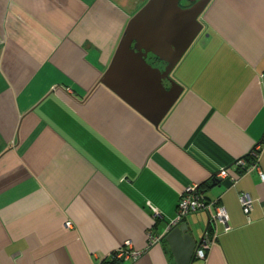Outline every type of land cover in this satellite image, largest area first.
<instances>
[{"label": "crops", "instance_id": "crops-1", "mask_svg": "<svg viewBox=\"0 0 264 264\" xmlns=\"http://www.w3.org/2000/svg\"><path fill=\"white\" fill-rule=\"evenodd\" d=\"M149 0H0V264H176L163 237L186 187L223 206L206 260L264 264V0H212L178 68L184 88L159 129L100 80ZM253 200L250 220L239 197ZM209 213L189 216L200 243ZM67 222L72 227H67Z\"/></svg>", "mask_w": 264, "mask_h": 264}, {"label": "water", "instance_id": "water-1", "mask_svg": "<svg viewBox=\"0 0 264 264\" xmlns=\"http://www.w3.org/2000/svg\"><path fill=\"white\" fill-rule=\"evenodd\" d=\"M212 0H149L132 17L100 83L155 128L174 107L184 88L173 71L204 30L200 18ZM157 58L164 70L152 66ZM170 84V88L165 86ZM215 182V180H214ZM220 186L219 181L212 188ZM211 216L208 217V226ZM187 223L168 230L165 240L176 264H193L199 242Z\"/></svg>", "mask_w": 264, "mask_h": 264}, {"label": "built area", "instance_id": "built-area-1", "mask_svg": "<svg viewBox=\"0 0 264 264\" xmlns=\"http://www.w3.org/2000/svg\"><path fill=\"white\" fill-rule=\"evenodd\" d=\"M264 152V142L258 145L250 154V157L255 159L252 165H248L247 161L241 159L237 162L238 169H241L244 173L248 172L250 168L258 167V158L260 154ZM261 179L264 181V175L260 172ZM219 182L224 181H231L232 183L235 182L236 177L231 176L227 169H222L218 175L215 177ZM240 205L244 214L250 220V213L253 208V200L249 194L242 193L239 197ZM202 211H205L211 215V229L213 232H209V229L205 230L203 237L198 245V248L195 253V258L197 260H206L207 253L211 249V247L215 244L217 239V227L223 226L224 232L228 233L231 231V227L229 226V215L227 210L219 205L218 203H210L205 200L204 195L199 192L198 186L191 185L185 188L181 200L179 202V206L177 208V214L175 220L170 224L169 229L181 225L185 222V220L192 215L198 214ZM67 227L71 228L72 223L67 222ZM168 229V230H169ZM168 232V231H167ZM163 237H155L150 235V246L156 245L164 239ZM144 252L136 251L133 248V244L131 242L125 243V246L120 248L114 253V257L117 260L126 262H136L142 256Z\"/></svg>", "mask_w": 264, "mask_h": 264}, {"label": "trees", "instance_id": "trees-1", "mask_svg": "<svg viewBox=\"0 0 264 264\" xmlns=\"http://www.w3.org/2000/svg\"><path fill=\"white\" fill-rule=\"evenodd\" d=\"M151 57H152V56H151ZM152 58L155 59L156 61L160 62L157 58H155V57H152ZM263 142H264V141H263ZM243 159L247 161V163H248L249 166L252 165V164L254 163V161H255V159H254L253 157H250V155L247 156V157H245V158H243ZM238 171H239V174H240V173H241V174H244V172H243L241 169H238ZM214 180H215V182L218 181V180L214 177V178L208 180L207 182H204V183L200 184V185L198 186V190H199V192L202 193L203 195L206 194V193L208 192V190H211V189H212V184L215 183ZM225 182H226V184H228L227 187H230L231 185H233V183H232L231 181H229V180H227V181H225ZM219 183L222 184L223 182H219ZM223 184H224V183H223ZM204 198H205L206 201H208V202H210V203L212 202V201H210L209 199H207L206 197H204ZM212 203H216V202H212ZM218 204H219V203H218ZM208 229H209V232H210V233L213 232V230L211 229V226H209ZM163 240H165V237H164ZM123 263H124L123 261L117 260V259L114 257V254H113V255L111 256V258L104 260L102 264H123Z\"/></svg>", "mask_w": 264, "mask_h": 264}, {"label": "rangeland", "instance_id": "rangeland-1", "mask_svg": "<svg viewBox=\"0 0 264 264\" xmlns=\"http://www.w3.org/2000/svg\"><path fill=\"white\" fill-rule=\"evenodd\" d=\"M186 56V55H185ZM185 56H184V58H185ZM183 58V59H184ZM183 59H182V61L179 63V65L176 67V69L173 71V73H172V75H171V77L173 78V80H175L176 82H177V79H179L178 77H180V74H179V69L178 68H180L179 66L181 65V63L183 62ZM157 66L158 67H161V68H163L165 65L163 64V63H161V62H158L157 63ZM169 86V88H170V85H168Z\"/></svg>", "mask_w": 264, "mask_h": 264}, {"label": "flooded vegetation", "instance_id": "flooded-vegetation-1", "mask_svg": "<svg viewBox=\"0 0 264 264\" xmlns=\"http://www.w3.org/2000/svg\"><path fill=\"white\" fill-rule=\"evenodd\" d=\"M200 20H201V18H200ZM148 62H149L152 66H154V67H158V66H157L158 61H156V60L153 59L152 57H149ZM158 68H160L161 70H164L165 66H164L163 68H161V67H158ZM168 85H170V84H169L168 82H165V86H166L167 88H169Z\"/></svg>", "mask_w": 264, "mask_h": 264}]
</instances>
